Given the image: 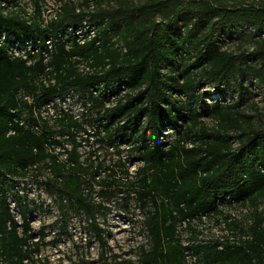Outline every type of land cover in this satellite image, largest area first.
<instances>
[{"label":"trees","instance_id":"trees-1","mask_svg":"<svg viewBox=\"0 0 264 264\" xmlns=\"http://www.w3.org/2000/svg\"><path fill=\"white\" fill-rule=\"evenodd\" d=\"M56 1L45 18L43 0H0V264H36L40 244L55 241H32L29 214L43 207L24 193L27 178L59 208L67 201L63 216L83 215L101 247L102 202H137L146 242L120 264H264V111L251 100L253 87L264 91V0ZM205 84L233 96L209 101ZM85 126L140 165L95 178L102 162L84 165L78 151ZM232 206L252 220L227 222ZM203 217L230 232L198 237Z\"/></svg>","mask_w":264,"mask_h":264},{"label":"rangeland","instance_id":"rangeland-1","mask_svg":"<svg viewBox=\"0 0 264 264\" xmlns=\"http://www.w3.org/2000/svg\"><path fill=\"white\" fill-rule=\"evenodd\" d=\"M28 1V0H26ZM135 2H141L143 0H133ZM229 5L239 4H260L261 0H216ZM59 1L56 0H43L42 13L43 17L48 18L54 14L57 9ZM27 10L32 11L33 7L30 2L26 3ZM228 35L224 36V47L234 48L236 41L227 40ZM202 89L206 90V99L209 101L220 99L222 101H228L233 95H226L219 97L218 94L212 93V87L209 84L202 86ZM254 93L251 96V100L259 107L261 111H264V91L258 90L256 87L252 89ZM65 104H68L65 102ZM252 107L248 110L252 111ZM75 117L81 118L80 112L83 110L78 109L75 106L70 108ZM79 113V114H78ZM44 116L48 117L51 114L50 111L44 112ZM52 114L50 122H57ZM58 117V116H57ZM208 124L211 121L205 118ZM85 131L78 133L76 140L80 142L78 151L80 157L83 160L84 165L92 163L91 168L95 166L97 162H102L103 168L99 172L95 173V178L101 179L106 176L108 171L105 167H116L119 164L127 167L128 171L132 174L137 166L140 165V161L136 157V152L129 149L126 145H121V152L116 153L112 147H106L100 145L94 135L93 130L89 126H85ZM167 131H162L165 134ZM67 135L57 136L59 139L66 138ZM88 139V140H85ZM66 148H70L69 144H64ZM60 151H64L63 148H57ZM64 154V153H63ZM90 172V171H89ZM49 171L44 167H41L38 173V179H46L49 176ZM23 191L28 197L34 199L37 203H40L43 209H32L29 214V222L33 232V242H50L53 243L46 245L40 244L39 250L34 254L33 258L37 260L36 264H120L127 259H135L137 256V248L139 244L145 243L146 238L142 231L141 219L143 217L142 210L138 207L137 202L130 200L125 207H122L124 203L121 199H114L112 201L104 200L102 204L106 207L104 210L105 215H98L97 221L99 226L105 229L106 246L101 247L97 240L93 237H89L86 225L87 219L83 215H77L73 212L63 216V212L67 210L68 203H64L62 208L57 206V201L53 197L46 194L43 187L32 178H27L23 183ZM92 198L98 201L100 197L97 195V190L100 188L97 185L93 186ZM250 207L247 206H235L225 208V214L229 217L227 222L233 219L250 222ZM258 210L264 211V201H260L258 204ZM17 216V215H16ZM223 218V216L221 217ZM215 221V219H202V222H197L196 228H198L201 234L198 237L208 238H221L230 232L227 225L223 220ZM18 220L20 217L18 215ZM65 224V229L68 234H59L58 231L61 228V224ZM243 225V223H242ZM43 238H41V234ZM187 235H190L189 233ZM103 255V258L100 256Z\"/></svg>","mask_w":264,"mask_h":264},{"label":"built area","instance_id":"built-area-1","mask_svg":"<svg viewBox=\"0 0 264 264\" xmlns=\"http://www.w3.org/2000/svg\"><path fill=\"white\" fill-rule=\"evenodd\" d=\"M61 103V106L65 109V110H67V108H66V104H65V102H60ZM49 109V111L52 113V109L51 108H48ZM71 111V110H70ZM187 261H189L190 259H192V257H189V255H187Z\"/></svg>","mask_w":264,"mask_h":264}]
</instances>
